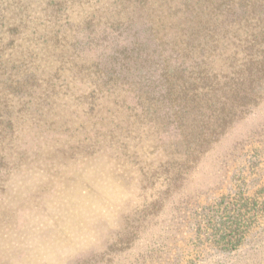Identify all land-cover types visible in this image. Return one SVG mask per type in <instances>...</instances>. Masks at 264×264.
Wrapping results in <instances>:
<instances>
[{
    "label": "rangeland",
    "instance_id": "1",
    "mask_svg": "<svg viewBox=\"0 0 264 264\" xmlns=\"http://www.w3.org/2000/svg\"><path fill=\"white\" fill-rule=\"evenodd\" d=\"M0 264H264V0H0Z\"/></svg>",
    "mask_w": 264,
    "mask_h": 264
},
{
    "label": "trees",
    "instance_id": "2",
    "mask_svg": "<svg viewBox=\"0 0 264 264\" xmlns=\"http://www.w3.org/2000/svg\"><path fill=\"white\" fill-rule=\"evenodd\" d=\"M229 220L226 218V220H223V223H221V224H225L224 226L226 227V228H229L230 230H231V232L232 231H234V230H237L236 228L238 227L237 225H235V224H233V222H229V224L228 225H226V223L225 222H228Z\"/></svg>",
    "mask_w": 264,
    "mask_h": 264
}]
</instances>
